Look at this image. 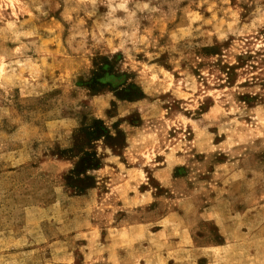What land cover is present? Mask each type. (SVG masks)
<instances>
[{
  "label": "rangeland",
  "instance_id": "374dc122",
  "mask_svg": "<svg viewBox=\"0 0 264 264\" xmlns=\"http://www.w3.org/2000/svg\"><path fill=\"white\" fill-rule=\"evenodd\" d=\"M0 264H264V0H0Z\"/></svg>",
  "mask_w": 264,
  "mask_h": 264
}]
</instances>
